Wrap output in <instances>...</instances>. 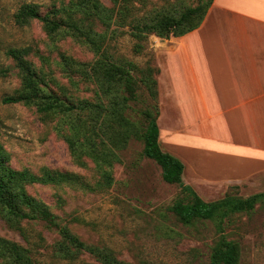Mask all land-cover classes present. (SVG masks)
Returning a JSON list of instances; mask_svg holds the SVG:
<instances>
[{
	"label": "rangeland",
	"instance_id": "obj_1",
	"mask_svg": "<svg viewBox=\"0 0 264 264\" xmlns=\"http://www.w3.org/2000/svg\"><path fill=\"white\" fill-rule=\"evenodd\" d=\"M77 1L0 0V142L10 154L11 165L16 169H29L40 174L44 168H49L71 173L78 179L74 183L59 185L34 184L28 186V191L45 201L58 215L59 221L84 242L110 248L119 259L131 264H209L213 246L223 235L239 242L241 264H264V201L249 213H236L226 218L221 226L218 220L186 225L171 210V206L176 200L186 197L187 193L181 185L166 182L160 165L143 155L144 141L141 136H133L122 149L107 143L114 147L120 159L111 168L112 184L98 185L102 174L96 162L90 157L85 159L86 166L75 162L68 142L59 131L57 118L44 121L35 105L4 101L22 85L16 63L8 54L10 48L20 47L31 49L27 60L43 78L44 90L55 91L75 101L98 100V85L74 72L70 62L91 64L99 58V54L66 29L49 34L40 20L19 25L14 19L15 12L25 3H36L42 14L61 18L65 15L56 13V9ZM199 1H137L136 13L142 15L167 2L197 5ZM102 2L106 6L113 5L112 0ZM129 29V26L122 27L111 38L109 33V53L117 58L133 60L141 67L150 64L159 69L157 49L166 40L152 34L145 43L144 51L138 54L133 50L135 39L128 33L122 35V31ZM158 74L155 75L157 80ZM129 104L127 115L144 129V111L150 108L155 112L154 101L145 84L140 83L136 99ZM162 123L163 120L159 122L161 129ZM161 144L168 150L164 142ZM208 150L209 155L202 153L197 159L201 162L214 159L211 156L213 150ZM183 179L185 184L189 183L187 171ZM263 191L264 176L259 175L238 185L200 184L197 192L206 201H214L227 194L246 198ZM23 225L30 239L37 241L43 236L44 240L35 247L28 244L20 231L10 228L1 218L0 235L31 247L36 264H102L88 252L81 253L74 260L61 258L55 253V244L60 239L55 229H49L43 222L24 221Z\"/></svg>",
	"mask_w": 264,
	"mask_h": 264
},
{
	"label": "trees",
	"instance_id": "obj_2",
	"mask_svg": "<svg viewBox=\"0 0 264 264\" xmlns=\"http://www.w3.org/2000/svg\"><path fill=\"white\" fill-rule=\"evenodd\" d=\"M137 1L144 0H112L111 7L106 6L102 0H78L67 7L56 9V13L65 15L61 18L56 15L52 17L49 13L42 14L36 3L23 4L14 14L17 24L25 25L37 19L43 22L49 34L66 29L100 55L91 64L73 60L70 62L74 72L98 85V100L75 101L55 91L44 90L43 78L27 60L31 49L20 47L10 48L8 54L16 63L22 85L4 101L35 105L44 121L57 118L59 131H62L61 135L68 142L75 162L86 166L85 159L88 157L96 162L102 174L98 185L112 184L111 168L120 159L114 147L125 148L133 136H141L144 141L143 155L160 165L166 182L181 185L187 193L186 197L176 200L171 206L179 220L186 225L218 220L221 226L226 218L236 213L253 211L259 202L264 201V191L246 198L227 194L221 199L206 201L193 187L185 184V164L165 151L159 141V82L155 76L159 69L150 64L141 67L133 60L117 58L109 53L108 43L109 33L111 38L120 28L129 26L130 29L122 31V35L130 34L135 39L134 52L142 53L152 34L169 39L199 28L214 0H200L197 5L167 2L142 15L136 13ZM140 83L147 86L155 108V112L150 108L144 111V129L126 113L131 100L137 97ZM76 180L71 173L49 168H44L40 174L29 169H16L11 165L10 154L0 142V218L10 228L20 231L26 242L35 247L44 238L41 236L37 241L30 239L23 222H43L46 227L59 233L55 253L61 258L74 260L81 253L88 252L102 264H131L119 259L110 248L84 242L59 221L58 215L45 201L28 191V186L34 184L59 185L74 183ZM33 254L31 247L0 235V264H36ZM240 260L239 242L223 235L213 246L209 264H241Z\"/></svg>",
	"mask_w": 264,
	"mask_h": 264
},
{
	"label": "crops",
	"instance_id": "obj_3",
	"mask_svg": "<svg viewBox=\"0 0 264 264\" xmlns=\"http://www.w3.org/2000/svg\"><path fill=\"white\" fill-rule=\"evenodd\" d=\"M160 39L159 141L187 163V184L263 177L264 0H214L199 28Z\"/></svg>",
	"mask_w": 264,
	"mask_h": 264
}]
</instances>
